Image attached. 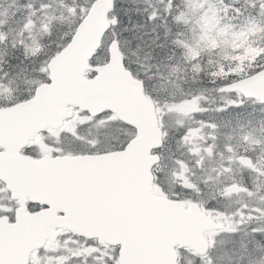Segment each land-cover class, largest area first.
<instances>
[{
	"label": "snow or ice",
	"instance_id": "snow-or-ice-1",
	"mask_svg": "<svg viewBox=\"0 0 264 264\" xmlns=\"http://www.w3.org/2000/svg\"><path fill=\"white\" fill-rule=\"evenodd\" d=\"M61 2L75 20L60 44L45 51L35 37L31 44L25 42V34H50L52 29L51 17L41 18L28 5L19 39L10 47H23L21 65L43 59L17 72L5 71L0 61V94L8 97L0 100V264H183L185 255H191L193 264H264V203L255 202L256 184L234 176L238 168L264 177V163L251 152L241 154L225 145L227 157L221 154L211 170L215 175L204 180L219 185L212 200L240 192L248 197L234 210L200 199L202 189L186 175L183 160H176L179 170L173 172L181 191L169 193L156 175L169 114H176L183 127L185 119L209 112L264 105V43L255 39L264 33V0H244L243 7L240 0L223 3L225 17H243L231 26L234 38L246 34L242 43L220 39L203 27L196 43L173 41L183 49L194 80L203 71L205 53L231 45L225 57L230 63L217 61L208 73L223 99L213 109L204 106L203 90L156 100L123 47L122 15H143L144 24L133 27L151 25L154 32L166 15L175 14V0H167L164 9L143 10L125 8L121 0ZM48 7L41 4V11ZM98 22L101 47L92 52L91 30ZM216 31H223L219 24ZM8 45L7 33L0 30V46ZM101 54L105 61L98 64L94 57ZM85 65L87 76L82 74ZM21 73L27 91L18 94ZM197 123L178 142L189 147L196 166L204 169L216 156L218 125L212 118ZM205 128L212 142L196 146ZM243 140L264 145L251 136ZM241 231L247 242L239 238Z\"/></svg>",
	"mask_w": 264,
	"mask_h": 264
},
{
	"label": "trees",
	"instance_id": "trees-1",
	"mask_svg": "<svg viewBox=\"0 0 264 264\" xmlns=\"http://www.w3.org/2000/svg\"><path fill=\"white\" fill-rule=\"evenodd\" d=\"M187 1V0H186ZM230 0H213L214 2V8L216 10V16L218 19L223 23H230L234 22V20L228 16L225 17L223 14V3H228ZM121 3L125 8L129 9H135L140 8L141 10L145 9L144 5L137 0L135 4L131 2V0H121ZM151 7L150 5H148ZM184 6V0H178V7L181 8ZM239 7H243V5H238ZM130 17V18H129ZM243 17L240 18L239 21H242ZM144 24V18L143 15L136 13L135 11H132L128 14L122 15V25L120 28V31L123 33V39L127 41V43L123 44V47L125 51L128 53V55L132 58L134 61L135 58L139 61L138 63L141 64L142 60L143 62L148 61H157V64L163 65L165 61L169 65H174L176 67L177 65L184 66L186 71L189 69V65H184V63L181 61L182 56V48H180L177 45L173 44L172 38L167 35V27L165 24L160 22L158 26H156L155 31H152L151 25L147 27H136L134 28L133 25H143ZM176 30L178 35H180V32L184 30L183 23L177 22L175 24ZM124 29H127V31H124ZM170 32L175 35V31L170 26ZM144 33H148V35H144ZM237 41L244 42V38H238ZM260 43H264V36L259 41ZM14 52V50L12 49ZM231 48L227 49V52L231 54ZM222 52L218 50L216 53H213L212 55H208L205 53L201 59L202 64L204 66L203 71L200 73L199 77L195 80L193 79V76L189 74V71L185 74H183L182 77L176 78V79H169L166 81L162 86V90H168L169 93L176 94L177 88L176 87H184L190 90L191 92L194 91V89H204L206 87H209L211 85H214L210 83L211 77L208 75L211 70H209L208 63L204 61V59L209 60V58L213 57L212 62L216 63L217 61L223 62L225 64L230 63L229 60L222 57ZM16 54H10V57L12 59H9V62H12L13 65H11L9 62H7L8 68L11 70L17 72L19 71L20 67H26L28 68V65L30 64H24L21 65L20 61L22 60L20 57L13 58ZM6 57V56H5ZM204 58V59H203ZM18 59V60H17ZM184 60V59H183ZM129 63L132 65V67L135 65L131 62L129 59ZM214 63L210 64V67L215 66ZM156 64V63H154ZM11 66V67H10ZM19 66V67H15ZM133 69H136L139 73L141 71L140 66L135 65ZM214 69V68H213ZM194 74V73H191ZM23 75V73L20 74V76Z\"/></svg>",
	"mask_w": 264,
	"mask_h": 264
},
{
	"label": "rangeland",
	"instance_id": "rangeland-1",
	"mask_svg": "<svg viewBox=\"0 0 264 264\" xmlns=\"http://www.w3.org/2000/svg\"><path fill=\"white\" fill-rule=\"evenodd\" d=\"M48 1V0H46ZM201 1V4L198 5L197 7H194L191 5L190 9H191V12L195 17L199 18L198 20V23H197V27L196 29H192L186 36V42L188 43H196L198 38H199V35H200V31L199 29L201 27L205 28V29H208L210 31H214V33L220 38V39H226V40H229V41H232L234 38H230L228 34H226V28L224 26H220V29H222L223 31H216V25L218 24L217 20H216V17L215 15L213 14V11L211 8L207 7L205 5V0H200ZM46 5H49L48 3H45ZM58 6L62 4L61 0H58L57 2ZM201 9H203V11H201ZM30 11V10H29ZM27 11V13L29 12ZM64 10L62 9L61 10V13L63 12ZM54 12L51 11L48 15V17H51V19H54L55 17L56 18H59V17H62L63 15H59L58 17L55 16V13L52 14ZM18 14L14 15V17H16ZM38 15L40 17H44L39 11H38ZM67 18V20L71 21L70 24H73V17L69 16L68 14L65 15ZM205 16L208 17V19H205ZM44 19H47L44 17ZM35 30L31 33V34H34ZM236 38V36H235ZM181 61L183 62V58H181ZM184 63V62H183ZM181 66H177L176 67V71H178V73H181V74H184V72L181 71ZM177 73V72H176ZM256 130H254L253 132H247L245 135L246 136H251V137H254L256 140H259V141H264V137H261V136H258L256 134H258V132H256ZM186 175L188 176V172L186 173Z\"/></svg>",
	"mask_w": 264,
	"mask_h": 264
},
{
	"label": "water",
	"instance_id": "water-1",
	"mask_svg": "<svg viewBox=\"0 0 264 264\" xmlns=\"http://www.w3.org/2000/svg\"><path fill=\"white\" fill-rule=\"evenodd\" d=\"M102 28L100 27V22H98L95 26H93L92 30H91V37L92 39L95 41V46H93L91 48V51L94 52L95 48L99 45V41H100V36L97 35V32H101L102 33ZM83 71V68H82Z\"/></svg>",
	"mask_w": 264,
	"mask_h": 264
}]
</instances>
